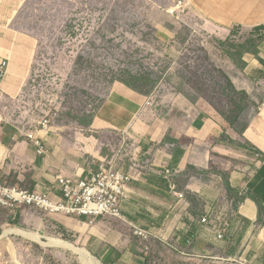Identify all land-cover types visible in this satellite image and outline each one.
<instances>
[{
    "label": "crops",
    "instance_id": "obj_1",
    "mask_svg": "<svg viewBox=\"0 0 264 264\" xmlns=\"http://www.w3.org/2000/svg\"><path fill=\"white\" fill-rule=\"evenodd\" d=\"M190 3L215 27L264 28V0ZM32 47L30 42L16 46L25 54ZM260 60L264 61V49ZM253 65L258 67V63ZM31 68L32 59L27 56L9 63L0 79V102L20 97ZM150 102L124 84L112 86L89 127L95 141V134H102L128 147L108 157L101 155L92 139L74 136L70 143L48 128L36 133L49 150L48 156H39L21 128L0 126V183L8 185L15 178V186L62 202L59 177L87 176L104 162L132 178L121 204L127 222L105 219L96 224L65 214L50 216L67 232L85 237L103 264L148 263L132 241V225L152 232L162 243L170 241L173 248L189 252L192 258L209 260L213 255L222 261L264 264V104L232 124L210 104L176 97L163 107L155 108ZM240 123L245 124L240 127ZM167 170L174 174L177 192L185 198L172 191ZM230 190H234L233 199ZM8 212L11 224L40 231L43 218L39 211L19 208ZM204 217L211 218L212 224H203ZM215 226L226 230L223 240ZM11 244L0 237V258L10 253Z\"/></svg>",
    "mask_w": 264,
    "mask_h": 264
},
{
    "label": "rangeland",
    "instance_id": "obj_2",
    "mask_svg": "<svg viewBox=\"0 0 264 264\" xmlns=\"http://www.w3.org/2000/svg\"><path fill=\"white\" fill-rule=\"evenodd\" d=\"M190 1L0 0V63L2 59L8 64L26 56L32 59L30 78L20 97L0 102L3 125L19 127L26 135L48 128L70 143L74 136L92 139L91 120L117 82L149 98L155 108L176 97L210 104L232 124L240 122L248 111L264 104L260 60L264 28L215 27ZM23 42L33 45L27 54L17 51ZM95 138L92 141L104 157L128 149L114 138L102 134ZM15 185L16 179L11 178L8 186ZM229 198H235L234 190ZM8 211L0 210V237L12 246L0 264H83L70 249L45 247L19 234L5 236L11 228L68 241L87 249L103 264L85 237L61 228L50 219L53 215L39 211L43 224L38 231V227L11 224ZM101 221L106 220L95 223ZM130 231L147 264L243 262L222 261L213 255L209 260L192 258L189 252L173 248L170 241L152 238L145 242Z\"/></svg>",
    "mask_w": 264,
    "mask_h": 264
},
{
    "label": "built area",
    "instance_id": "obj_3",
    "mask_svg": "<svg viewBox=\"0 0 264 264\" xmlns=\"http://www.w3.org/2000/svg\"><path fill=\"white\" fill-rule=\"evenodd\" d=\"M8 61L1 62L0 79L8 70ZM0 111V126L4 123ZM34 143L39 156H48L49 150L41 137L35 133L27 134ZM261 157V155H259ZM92 168L87 176L78 178H58V186L62 194V202L52 200L48 195L37 191H29L17 186L0 183V210H16L28 207L46 215L65 214L76 218H86L91 223L98 219H113L127 222L121 212V204L127 199V187L132 178L127 173L114 169L111 165L100 162ZM170 179L172 191L181 199L184 194L177 192V184L172 171H166ZM203 224H212L211 218L204 217ZM133 235L141 241H150L158 236L145 229L132 225ZM216 229L218 228L215 226ZM218 229V238L223 240L226 230ZM248 264L247 262H245Z\"/></svg>",
    "mask_w": 264,
    "mask_h": 264
},
{
    "label": "bare ground",
    "instance_id": "obj_4",
    "mask_svg": "<svg viewBox=\"0 0 264 264\" xmlns=\"http://www.w3.org/2000/svg\"><path fill=\"white\" fill-rule=\"evenodd\" d=\"M9 234L22 235L23 237H26L45 247L67 248V249H70L78 253L80 255V259L83 262V264H99L97 261L94 260V258L91 256V254L86 249L79 248L71 243H68L67 241H63L55 237H43L41 234L33 233L30 231H26V230L18 229V228L9 229L5 233V236H8ZM242 264H246V263L242 262Z\"/></svg>",
    "mask_w": 264,
    "mask_h": 264
},
{
    "label": "trees",
    "instance_id": "obj_5",
    "mask_svg": "<svg viewBox=\"0 0 264 264\" xmlns=\"http://www.w3.org/2000/svg\"><path fill=\"white\" fill-rule=\"evenodd\" d=\"M262 64L264 65V62H263V61H262ZM92 120H93V119H92ZM92 120H91V123H92ZM91 123H90V125H91ZM90 125H89V126H90ZM64 241H65V240H64ZM67 242H68V241H67Z\"/></svg>",
    "mask_w": 264,
    "mask_h": 264
},
{
    "label": "water",
    "instance_id": "obj_6",
    "mask_svg": "<svg viewBox=\"0 0 264 264\" xmlns=\"http://www.w3.org/2000/svg\"><path fill=\"white\" fill-rule=\"evenodd\" d=\"M0 75L2 76V73H0Z\"/></svg>",
    "mask_w": 264,
    "mask_h": 264
}]
</instances>
